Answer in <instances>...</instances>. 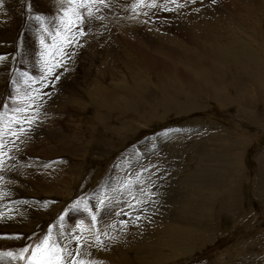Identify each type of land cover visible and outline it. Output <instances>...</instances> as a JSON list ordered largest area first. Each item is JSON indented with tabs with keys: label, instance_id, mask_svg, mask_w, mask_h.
I'll use <instances>...</instances> for the list:
<instances>
[{
	"label": "rangeland",
	"instance_id": "374dc122",
	"mask_svg": "<svg viewBox=\"0 0 264 264\" xmlns=\"http://www.w3.org/2000/svg\"><path fill=\"white\" fill-rule=\"evenodd\" d=\"M104 5L44 58L58 0L0 5V112L41 97L0 136V252L51 229L89 264H264V0Z\"/></svg>",
	"mask_w": 264,
	"mask_h": 264
},
{
	"label": "snow or ice",
	"instance_id": "6c2138e0",
	"mask_svg": "<svg viewBox=\"0 0 264 264\" xmlns=\"http://www.w3.org/2000/svg\"><path fill=\"white\" fill-rule=\"evenodd\" d=\"M143 3V0H140ZM215 3V0H212ZM97 3L104 5V0H58V14L56 16V27L54 31H50L47 26L46 18L40 15L35 17L36 20L41 21L42 24V34L40 36V44L45 51H41L40 55L42 58L47 56H53L57 50H59L64 44L72 42L73 27L80 35H84L83 25L86 18L92 17L93 7ZM3 4V0H0V5ZM106 6V5H104ZM155 7V3L151 5ZM135 7V6H134ZM45 36L51 37V45L45 42ZM5 57H0V61L4 60ZM42 59V64H44ZM47 66V65H45ZM51 72V68H49ZM25 76V84L33 77L23 74ZM40 95L35 96L28 95L27 92L21 94L19 88H17V94L13 97V101H18L20 105L11 109L13 115L9 116L8 105L5 104L4 112H0V136L4 134V130L7 129V134L10 136H15L16 133L12 131L14 125H21L22 123L31 124L32 121L26 117H22L20 113L27 112L28 106L33 104L37 99H40ZM23 127L20 131H24ZM4 147L2 140H0V149ZM5 153L0 151V157H3ZM2 162V161H0ZM80 202H77V206ZM3 213H0V217ZM63 217H61V220ZM92 220H96L95 214L92 215ZM106 235V234H105ZM13 239H20L19 236L11 237ZM66 239H70L67 238ZM74 239L77 244H79L80 237L74 235ZM97 244H102L103 241L100 236H96ZM80 252L77 249H71L66 247L60 242L58 238H54L51 229L48 230L42 238H39V242L34 245L29 244L18 251H7L0 252V262L7 260L9 264L16 262V264H89L88 261L80 259Z\"/></svg>",
	"mask_w": 264,
	"mask_h": 264
},
{
	"label": "bare ground",
	"instance_id": "6f19581e",
	"mask_svg": "<svg viewBox=\"0 0 264 264\" xmlns=\"http://www.w3.org/2000/svg\"><path fill=\"white\" fill-rule=\"evenodd\" d=\"M189 1H191V0H189ZM117 2V1H116ZM171 6V5H170ZM113 7V6H112ZM172 9V8H171ZM237 9H239V10H241V11H243L242 13H244L245 12V8L243 7V6H241V7H238ZM141 10H142V8H141ZM191 10V9H190ZM261 10H262V13L260 14V15H258L259 17H262V19H263V21H264V9H262L261 8ZM161 11H163V9H161V10H159V11H157V10H155V12H161ZM140 12V11H139ZM147 12H151V11H149L148 9H145V11L143 12V15L144 16H146L147 14ZM106 13V12H105ZM142 14V13H141ZM232 18V17H231ZM165 19V18H164ZM171 20V19H170ZM175 23V22H174ZM173 23V24H174ZM131 24L133 25V23L131 22ZM238 25H240V24H238ZM122 28V27H121ZM178 31H176V32H179V34H178V36H177V38H179V36L181 37V38H183L184 40H188V42L191 40V42H190V44L191 45H193V44H195V43H197V41H198V39H194V41H192V39H191V35L189 34V33H186V32H184L183 30H181V29H177ZM262 30H264V29H262ZM124 31V30H123ZM241 36H242V38H243V34H241ZM201 40H199V42H200ZM202 42V41H201ZM167 46V45H166ZM165 46V47H166ZM170 46V45H169ZM202 46V45H201ZM204 47V46H203ZM132 48V47H131ZM130 48V49H131ZM161 48H162V46H161ZM201 50V49H200ZM139 51V50H138ZM137 51V52H138ZM142 51V50H141ZM202 51V50H201ZM163 52V51H162ZM168 53H169V56H171V57H173L174 56V58H176V56L178 55V52H177V50L175 49H172V46H170L169 48H168V51H167ZM190 52V51H189ZM200 53H202V52H200ZM138 54H140V53H138ZM140 56V55H139ZM143 56V57H142ZM142 58H147L148 56L147 55H145V54H143V52H142ZM262 57V56H261ZM167 59V58H166ZM143 60V59H142ZM165 60V59H164ZM188 60V59H187ZM189 60H191V58L189 59ZM144 61V60H143ZM147 62V61H146ZM161 62V61H160ZM163 63V62H162ZM146 64H148V63H146ZM159 64V63H158ZM194 64V63H193ZM162 66H164V65H162ZM161 66V67H162ZM171 66V65H170ZM200 66V65H199ZM168 67V66H167ZM166 67V68H167ZM169 68V67H168ZM146 69L147 70H150L151 72L153 71L154 72V75H155V77H158L159 79V81H163L164 79H163V76L165 75L163 72H162V70L159 68V66L157 65V63H155L154 61H150V63H149V65H146ZM166 70V69H165ZM164 71V70H163ZM179 71V70H178ZM167 74H171V73H167ZM172 75V74H171ZM188 75V74H187ZM167 77H168V75H167ZM180 79V78H179ZM259 80H261V79H259ZM101 86H103V85H101ZM163 86H165V85H163ZM263 86V85H262ZM174 88V87H173ZM98 90H101L103 93L102 94H104V93H106V95H107V93H109L110 94V92H108L109 90L107 89V88H102V87H98L97 88ZM153 90V89H152ZM77 92V91H76ZM41 93V92H40ZM105 95V96H106ZM108 96V95H107ZM110 96V95H109ZM146 96H147V94H146ZM148 96H150V95H148ZM115 98V97H114ZM164 98V97H163ZM242 103H243V101H242ZM242 106V105H241ZM70 150V149H69ZM144 150V149H143ZM138 155V154H137ZM121 245V244H120ZM120 249V248H119Z\"/></svg>",
	"mask_w": 264,
	"mask_h": 264
},
{
	"label": "crops",
	"instance_id": "0c3cea01",
	"mask_svg": "<svg viewBox=\"0 0 264 264\" xmlns=\"http://www.w3.org/2000/svg\"><path fill=\"white\" fill-rule=\"evenodd\" d=\"M262 1V0H261ZM238 7H240L239 5H235L234 6V8H238ZM230 14H237V13H230ZM246 18H247V14H246ZM242 19H243V17H242ZM252 39H254V37H251ZM66 84H68V83H66ZM70 86H71V84H70ZM65 88H66V90L69 92V85H67V86H65ZM76 87L74 86V85H72V88H71V90H72V92L74 91V89H75ZM70 90V91H71Z\"/></svg>",
	"mask_w": 264,
	"mask_h": 264
}]
</instances>
